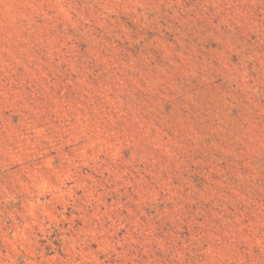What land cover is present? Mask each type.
I'll list each match as a JSON object with an SVG mask.
<instances>
[{"label":"rangeland","instance_id":"rangeland-1","mask_svg":"<svg viewBox=\"0 0 264 264\" xmlns=\"http://www.w3.org/2000/svg\"><path fill=\"white\" fill-rule=\"evenodd\" d=\"M0 264H264V0H0Z\"/></svg>","mask_w":264,"mask_h":264}]
</instances>
